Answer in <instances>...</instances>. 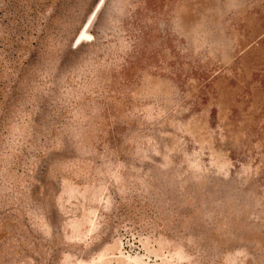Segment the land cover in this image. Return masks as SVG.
<instances>
[{"label": "rangeland", "instance_id": "374dc122", "mask_svg": "<svg viewBox=\"0 0 264 264\" xmlns=\"http://www.w3.org/2000/svg\"><path fill=\"white\" fill-rule=\"evenodd\" d=\"M126 5L0 0V264H264V0H178L122 71Z\"/></svg>", "mask_w": 264, "mask_h": 264}, {"label": "trees", "instance_id": "16d2710c", "mask_svg": "<svg viewBox=\"0 0 264 264\" xmlns=\"http://www.w3.org/2000/svg\"><path fill=\"white\" fill-rule=\"evenodd\" d=\"M136 3V8L125 7L128 12V18L124 20V27L130 33L129 36L134 39L132 52L128 54L126 58V65L122 67V71L128 69V65L132 67L144 53L141 44H145L151 37V29L157 25L158 21L163 19L164 26L168 27L171 21V12L175 10L178 0H130ZM162 16V17H161ZM145 17H148L146 20ZM165 31H169V28H165ZM160 39L161 46L165 43H171L172 36L170 32H165L163 35L157 36ZM96 43H93V47ZM101 45L98 44L97 47ZM76 48H74L75 51ZM110 77H114V73H111ZM55 111V110H54Z\"/></svg>", "mask_w": 264, "mask_h": 264}, {"label": "bare ground", "instance_id": "6f19581e", "mask_svg": "<svg viewBox=\"0 0 264 264\" xmlns=\"http://www.w3.org/2000/svg\"><path fill=\"white\" fill-rule=\"evenodd\" d=\"M86 35H90V34H88L86 31H83L81 34H80V36L78 37V40H77V42H76V44H79L82 40H84L86 37Z\"/></svg>", "mask_w": 264, "mask_h": 264}, {"label": "snow or ice", "instance_id": "6c2138e0", "mask_svg": "<svg viewBox=\"0 0 264 264\" xmlns=\"http://www.w3.org/2000/svg\"><path fill=\"white\" fill-rule=\"evenodd\" d=\"M88 39H91V37H88Z\"/></svg>", "mask_w": 264, "mask_h": 264}]
</instances>
